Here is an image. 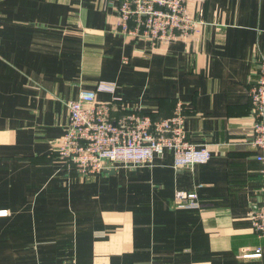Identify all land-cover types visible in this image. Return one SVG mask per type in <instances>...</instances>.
<instances>
[{
	"label": "crops",
	"instance_id": "crops-1",
	"mask_svg": "<svg viewBox=\"0 0 264 264\" xmlns=\"http://www.w3.org/2000/svg\"><path fill=\"white\" fill-rule=\"evenodd\" d=\"M119 5L0 0V264H264L249 218L264 186L250 97L264 0H189L198 30L170 43L123 32ZM100 82L117 86L100 100L154 118L182 103L188 140L211 159L176 169L167 151L94 177L69 171L57 154L68 102ZM177 191L200 208L176 207Z\"/></svg>",
	"mask_w": 264,
	"mask_h": 264
},
{
	"label": "built area",
	"instance_id": "built-area-1",
	"mask_svg": "<svg viewBox=\"0 0 264 264\" xmlns=\"http://www.w3.org/2000/svg\"><path fill=\"white\" fill-rule=\"evenodd\" d=\"M188 1L119 0V25L123 32L153 43L184 40L198 30V22L187 10ZM258 76L257 84L250 91L254 117L251 144L261 150L257 159L264 164V58L258 61ZM116 88L114 83L100 82L94 89L81 90L78 98L68 102L69 122L59 140L57 154L69 171L94 177L109 165L152 164L156 156L167 151L174 154L176 169L193 168L211 159V151L206 146H197L188 140L186 107L182 103L177 104L171 116L154 118L138 110L123 109L118 97L99 99V94H114ZM174 205L200 208L195 192L177 191ZM249 218L255 232L264 238V186ZM261 254L259 249L241 257Z\"/></svg>",
	"mask_w": 264,
	"mask_h": 264
}]
</instances>
